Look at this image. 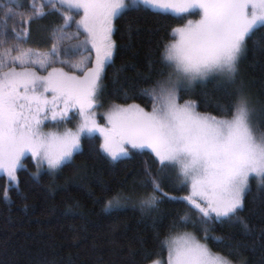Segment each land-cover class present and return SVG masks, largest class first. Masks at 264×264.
<instances>
[{"label": "snow or ice", "instance_id": "obj_1", "mask_svg": "<svg viewBox=\"0 0 264 264\" xmlns=\"http://www.w3.org/2000/svg\"><path fill=\"white\" fill-rule=\"evenodd\" d=\"M16 2H0V176L18 188V172L28 155L37 181L42 172L55 174L80 150L81 137L96 132L102 138L100 152L112 161L127 157L129 149L150 150L160 171L178 170L182 182L190 183L191 194L183 199L198 213V221L185 215L170 225L160 241L161 252L167 250L166 264H247L232 255L239 253V246L226 244L222 237L213 239L229 250L227 254L210 248L209 225L235 218L246 233L251 231L239 213L250 179L264 187V132L257 133L254 107L242 89L229 104L218 105L222 118L196 111L194 101L180 103L179 91L211 76L235 81L248 40L264 27V0H32L27 13L17 11L12 6ZM141 6L181 19L196 12L199 19L173 27L170 36L175 39L163 45L160 60L169 71L142 90L151 99V110L136 103L113 104L104 117L107 126H101L96 109L117 50L115 21ZM48 7L63 18L52 33L51 48L23 47L32 22L45 17ZM17 16L22 31L14 25L9 43L8 23ZM73 23L75 32L69 34ZM73 38L78 40L74 54L80 58L69 63L60 58L61 45ZM73 111L79 116L75 130H44L49 118L56 125L67 123ZM147 175L152 176L150 170ZM150 183L151 192L135 200L142 213H151L161 203L160 182L153 177ZM132 200V194L108 192L104 209L116 211ZM197 222L203 227V242L191 232H178ZM151 264L164 261L153 259Z\"/></svg>", "mask_w": 264, "mask_h": 264}, {"label": "trees", "instance_id": "obj_2", "mask_svg": "<svg viewBox=\"0 0 264 264\" xmlns=\"http://www.w3.org/2000/svg\"><path fill=\"white\" fill-rule=\"evenodd\" d=\"M31 3L32 0H23L12 6L27 13ZM141 9L126 10L115 21L113 38L117 50L103 77L99 97L107 107L115 103L149 107L151 99L142 90L169 71L160 60V51L172 40V28L184 18L146 10L143 6ZM46 11L45 17L32 22L23 47L40 51L51 48L52 33L63 18L52 9ZM19 20V16L9 20V43L14 25L22 31ZM68 32H75V23ZM70 41L61 45V59L79 56L71 52ZM241 89L254 107L256 130L264 132V27L248 40L234 82L211 76L191 86L182 85L179 96L180 100L196 102V111L201 114L222 118L218 105L229 104ZM100 143L96 134L85 136L70 161L55 174L42 172L39 181L32 175L36 172L32 158L26 156L24 167L18 172V188L0 176V264H150L153 259L167 258L166 248L160 250V241L168 235L173 221L185 215L198 221V213L183 199L191 194L190 186L182 182L175 169L160 171L147 149H129L127 157L112 161L100 152ZM149 170L151 177L147 175ZM153 177L161 185L157 193L161 203L151 213H142L135 200L144 192H151ZM118 190L132 194L133 200L119 210L106 212V194ZM239 217L251 231L246 233L235 218L223 224H210L207 241L210 248L227 254L229 250L213 239L222 237L226 244L239 246V253L233 252V256L245 259L247 264H264V187L254 177L250 179ZM183 231L204 237L198 222L178 229Z\"/></svg>", "mask_w": 264, "mask_h": 264}, {"label": "rangeland", "instance_id": "obj_3", "mask_svg": "<svg viewBox=\"0 0 264 264\" xmlns=\"http://www.w3.org/2000/svg\"><path fill=\"white\" fill-rule=\"evenodd\" d=\"M8 1H9V0H0V2H8ZM21 1H23V0H17V2H21ZM36 2L39 3L40 0H36ZM57 3H58V0H57ZM48 9H51V7L46 8V10H48ZM183 18H184V21H183L182 23H180L179 25H177V26H182L184 23L187 22L188 19H191V20H197V19H199V15H198V13L194 12V13L189 14V15L183 17ZM75 19H79V16L77 15V16L75 17ZM177 26H176V27H177ZM83 39H84V36L81 35V36L79 37V40H83ZM172 39H175V37H173ZM69 43L71 44V46H70L71 52H74L75 50H74V48H73L72 46L75 45V44H77V43H78V40L74 38V40L70 41ZM84 54L87 55V53H84ZM93 57H94V53H93ZM79 58H80L79 56H76V57H74V58H72V59H65V60H68L69 63H76V62L79 60ZM54 66H56V67H60L61 65H60V64H56V65H54ZM64 67H65L66 70H69L68 65H64ZM44 74H46V73H44ZM185 85H186V84H185ZM184 101H186V99H185V100H180V99H179V102H180V103H184ZM191 101H192V100H191ZM99 104H100V107H98V108L96 109L97 118H98V123H99L101 126H107V122H106V120L104 119V117H105V114L110 110L111 106H108V107H107L106 105L101 104V101H100V100H99ZM115 104H120V105H123V106H127V104H131V103H115ZM148 104H149V107H144L146 111H150V110H151V100H150V102H149ZM140 106H141V105H140ZM141 107H142V106H141ZM71 117H72V118H71L67 123H61L60 125H56V124H55L54 122H52L51 119L49 118V120L45 122L46 127L44 128V130H45V131H53V130H60V131H63L64 128H71V129L75 130L76 127H77V125H78V123H79L78 112H77V111H73V112L71 113ZM256 131H257V130H256ZM257 133H259V132L257 131ZM94 134L98 135V136L100 137L101 142H102V138H101L99 132H96V133H94ZM85 136H88V135H83V136L81 137V140H82ZM28 156H30V155H28ZM30 157H31V156H30ZM175 172L178 174V170H175ZM5 177H6V176H5ZM6 179H7V177H6ZM7 180H8V179H7ZM189 186H190V191H191V185H190V183H189ZM183 232H185V231H183ZM187 232H191V231H187ZM191 233H193V232H191ZM193 234H194V233H193ZM194 235H195V234H194ZM196 236H197V235H196ZM197 238H198V239H201L202 242H203V239H202V238H200V237H198V236H197ZM163 261H164V264H166L167 258H166L165 260H163ZM150 264H151V263H150Z\"/></svg>", "mask_w": 264, "mask_h": 264}]
</instances>
